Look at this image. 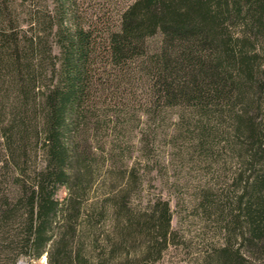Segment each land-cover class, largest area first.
Returning <instances> with one entry per match:
<instances>
[{
	"label": "trees",
	"instance_id": "16d2710c",
	"mask_svg": "<svg viewBox=\"0 0 264 264\" xmlns=\"http://www.w3.org/2000/svg\"><path fill=\"white\" fill-rule=\"evenodd\" d=\"M55 6L0 0V264H131L122 190L98 193L115 168L98 148L110 156L118 141L98 135L116 127L105 96L135 81L167 105L226 111L225 140L243 152L230 223L245 255L226 242L212 264H264V0H132L99 33L68 0ZM169 221L154 201L139 228L161 244Z\"/></svg>",
	"mask_w": 264,
	"mask_h": 264
},
{
	"label": "rangeland",
	"instance_id": "374dc122",
	"mask_svg": "<svg viewBox=\"0 0 264 264\" xmlns=\"http://www.w3.org/2000/svg\"><path fill=\"white\" fill-rule=\"evenodd\" d=\"M35 1L40 10L46 6L49 11L57 10L58 0ZM131 1L68 0V11L79 23L98 26L99 33L113 28L119 11ZM159 39L156 33L145 44L152 49ZM129 87L105 96V102L115 100L105 110L116 114V127L114 134L98 135V144L106 137L118 141L113 142L118 143V150L110 156L98 148V164L115 162L110 171L112 183L98 182V193H114L121 188L125 208L134 217L131 240L127 242L128 263L212 264L217 261L215 251L226 242L237 247L243 257L244 247L235 239L239 229L230 223L236 212L239 181L245 175L240 165L243 152L225 140L229 122L226 111L214 114L208 110L203 114L184 102L167 105L145 95L138 81ZM119 102L123 103L115 105ZM103 169L98 167V179ZM154 201L165 202L170 213L167 241L161 244L150 242L149 232L139 228ZM115 259L112 264H116ZM20 260L47 264L44 256Z\"/></svg>",
	"mask_w": 264,
	"mask_h": 264
},
{
	"label": "water",
	"instance_id": "95a60500",
	"mask_svg": "<svg viewBox=\"0 0 264 264\" xmlns=\"http://www.w3.org/2000/svg\"><path fill=\"white\" fill-rule=\"evenodd\" d=\"M17 264H26V263L22 260H19Z\"/></svg>",
	"mask_w": 264,
	"mask_h": 264
}]
</instances>
